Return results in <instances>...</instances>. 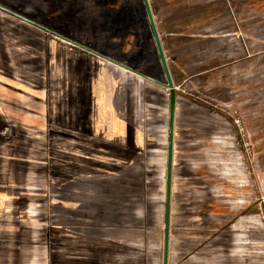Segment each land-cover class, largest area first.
Returning <instances> with one entry per match:
<instances>
[{
    "label": "rangeland",
    "instance_id": "rangeland-1",
    "mask_svg": "<svg viewBox=\"0 0 264 264\" xmlns=\"http://www.w3.org/2000/svg\"><path fill=\"white\" fill-rule=\"evenodd\" d=\"M150 1L177 106L171 264H264V69L251 70L264 54L242 59L248 41L264 49V0ZM0 5L10 10L0 8V191L9 211L0 264H113L139 246L142 264H153L162 256L171 101L142 0ZM241 47L242 60H230Z\"/></svg>",
    "mask_w": 264,
    "mask_h": 264
},
{
    "label": "water",
    "instance_id": "water-1",
    "mask_svg": "<svg viewBox=\"0 0 264 264\" xmlns=\"http://www.w3.org/2000/svg\"><path fill=\"white\" fill-rule=\"evenodd\" d=\"M143 6L146 12L147 20L152 32V36L155 42V46L157 49V53L159 55V59L161 62V66L165 75V78L167 80V83L165 86L168 89L175 88L171 69L169 66V62L166 56L165 48L163 45V41L161 38V34L159 31V28L157 26V22L155 19V15L153 12V8L151 5L150 0H142ZM1 9L8 10L7 8L0 5ZM16 14V13H14ZM23 18V16L16 14ZM29 22L36 24L39 27H42L46 29L44 26H42L39 23H36L35 21L29 20ZM77 45H79L77 42H73ZM82 46V45H81ZM83 48L92 51L96 53L97 55L101 56L102 58L111 61L123 68H127L131 71H134L135 73H139L137 69H132L125 65L124 63L117 61L115 59H112L110 56H106L103 54L98 53L97 51H94L93 49H90L89 47L82 46ZM141 74V73H139ZM175 104H170V111H169V125H168V140H167V163H166V184H165V212H164V241H163V264H169V258H170V239H171V219H172V194H173V171H174V141H175Z\"/></svg>",
    "mask_w": 264,
    "mask_h": 264
},
{
    "label": "crops",
    "instance_id": "crops-1",
    "mask_svg": "<svg viewBox=\"0 0 264 264\" xmlns=\"http://www.w3.org/2000/svg\"><path fill=\"white\" fill-rule=\"evenodd\" d=\"M152 5V4H151ZM154 12V11H153ZM155 15V14H154ZM147 17V16H146ZM156 19V18H155ZM157 22V21H156ZM158 26V25H157ZM242 30V29H241ZM240 37L241 36H237V38H238V40H239V42L241 41L240 40ZM246 39H247V37H246ZM241 43V42H240ZM259 43L258 42H249L248 41V43H247V47H248V51H249V54H245V49L243 48V47H241V48H239V49H237V51H236V53L233 55V56H230L229 57V59L230 60H234V61H238V60H245V62H252V61H255V60H258V59H260L259 58V54H264V49L262 50V51H260V50H258V51H255L254 49H255V46H257ZM164 45V44H163ZM165 48V47H164ZM166 52V51H165ZM239 53H244L245 54V57L244 58H242V59H238V58H236L237 57V55L239 54ZM167 56V55H166ZM168 59V58H167ZM105 61H107V63L108 64H115V63H113V62H111V61H108V60H106L105 59ZM121 62V61H120ZM161 63V62H160ZM117 65V64H116ZM119 68H121V69H123V67H121V66H119V65H117ZM170 66V65H169ZM171 69V68H170ZM264 69V65L263 64H260V65H255V66H253L252 68H251V70L252 71H255V72H257V73H254V75H253V77L254 76H257V74H260V72L262 71ZM123 70H125V69H123ZM125 71H127V70H125ZM128 72V71H127ZM131 72V71H130ZM172 73V72H171ZM135 74V73H134ZM135 75H137V74H135ZM139 76V75H138ZM172 77H173V75H172ZM252 77V78H253ZM166 79V78H165ZM165 79H164V77H161V79H160V81H165ZM167 81V80H166ZM174 81V80H173ZM169 90V94H170V101H171V103H174L175 104V111H176V114H175V130H176V119H177V106H176V103H175V96H176V94H175V88H174V90L173 91H171V89H168ZM170 103V104H171ZM170 104H169V111H170ZM168 125H169V112H168ZM167 140H168V135H167ZM174 144H175V141H174ZM45 149H46V146L44 147ZM33 150H34V147H33V145L32 146H29L28 147V150H27V154H26V161L28 162L27 164L29 165V164H31V156H32V152H33ZM1 155L2 156H4L3 155V153H1ZM11 158H14V156H12L11 155ZM13 160V159H12ZM166 163H167V158H166ZM1 165V167H3V163H1L0 164ZM32 166H33V164H32ZM49 166V167H48ZM30 166H29V168H28V170L26 171V173H25V181H26V183H28V182H31L32 180H33V175H31V170H30ZM166 170V169H165ZM174 172V171H173ZM4 172L3 171H0V174H3ZM43 173H44V175H45V178L48 176V174L50 173V163H46L45 162V169H43ZM173 178H174V176H173ZM3 195H4V193L3 192H1L0 191V218L3 216V215H5V214H7V213H9V211H7L6 210V208L3 206V204L5 203V202H7L6 201V199L3 197ZM8 196V195H7ZM172 198H173V194H172ZM28 200H29V202H28V204H27V207H26V209H25V212H26V214L29 216V215H31L32 217H35L37 214L36 213H34V211H35V209H34V207L32 206V203H31V200H30V198H28ZM164 210H165V207H164ZM165 212V211H164ZM2 222L0 221V261L1 260H3V253H4V237H3V232H4V227L2 226V224H1ZM171 224H172V219H171ZM32 240L35 242V241H37V239H35V238H32ZM163 241H164V229H162L161 231H160V241H159V249H161L162 250V256H159L158 258H155V261H154V263L153 264H163ZM142 249V247L141 246H139V249H138V247H134V248H130V250L127 252V253H124V254H122V255H120V256H118L116 259H114V263L113 264H142V262L145 260V259H147V251L145 250V252L144 251H142L141 250ZM172 257H173V254H172V252H171V239H170V258H169V264H171L172 263ZM105 263L106 262H108V261H105V260H103ZM109 262H111V261H109ZM108 262V263H109Z\"/></svg>",
    "mask_w": 264,
    "mask_h": 264
},
{
    "label": "bare ground",
    "instance_id": "bare-ground-1",
    "mask_svg": "<svg viewBox=\"0 0 264 264\" xmlns=\"http://www.w3.org/2000/svg\"><path fill=\"white\" fill-rule=\"evenodd\" d=\"M113 59V58H112ZM126 65V64H125ZM129 67V66H128ZM131 68V67H130ZM123 69H125V70H127V71H130L129 69H127V68H123ZM133 73H135V72H133ZM136 74V73H135ZM138 75V74H137Z\"/></svg>",
    "mask_w": 264,
    "mask_h": 264
},
{
    "label": "trees",
    "instance_id": "trees-1",
    "mask_svg": "<svg viewBox=\"0 0 264 264\" xmlns=\"http://www.w3.org/2000/svg\"><path fill=\"white\" fill-rule=\"evenodd\" d=\"M174 90V88L173 89H171V91H173Z\"/></svg>",
    "mask_w": 264,
    "mask_h": 264
}]
</instances>
